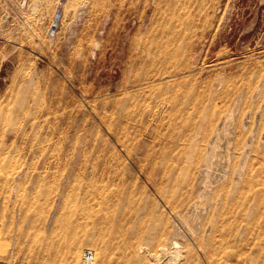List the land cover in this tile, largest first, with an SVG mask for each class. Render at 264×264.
<instances>
[{
    "label": "rangeland",
    "instance_id": "rangeland-1",
    "mask_svg": "<svg viewBox=\"0 0 264 264\" xmlns=\"http://www.w3.org/2000/svg\"><path fill=\"white\" fill-rule=\"evenodd\" d=\"M264 264V0H0V264Z\"/></svg>",
    "mask_w": 264,
    "mask_h": 264
},
{
    "label": "built area",
    "instance_id": "built-area-1",
    "mask_svg": "<svg viewBox=\"0 0 264 264\" xmlns=\"http://www.w3.org/2000/svg\"><path fill=\"white\" fill-rule=\"evenodd\" d=\"M94 261H95V254H93L92 252H86L84 258L85 264H93Z\"/></svg>",
    "mask_w": 264,
    "mask_h": 264
}]
</instances>
